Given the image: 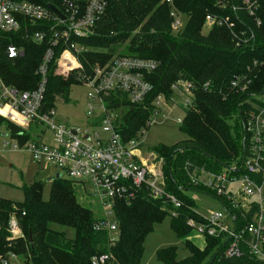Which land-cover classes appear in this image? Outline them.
Instances as JSON below:
<instances>
[{
    "label": "trees",
    "instance_id": "trees-1",
    "mask_svg": "<svg viewBox=\"0 0 264 264\" xmlns=\"http://www.w3.org/2000/svg\"><path fill=\"white\" fill-rule=\"evenodd\" d=\"M28 1L47 3V0ZM251 1L255 6L252 15L244 0H171V5L164 0H106L104 12L95 22L92 34L73 39L90 48L78 56L81 69L63 77L54 73V63H50L45 105L53 107L56 96L67 101L70 87L78 83V73H91L94 64L102 65L116 53L155 60L157 69L147 74L152 91L143 103L132 104L123 96L112 100L115 95L106 99V106L110 109L124 108L116 128L127 139L146 127L154 97L163 95L169 98L172 95L170 86L176 80L192 81L194 95L179 125L185 139L171 149L161 144L148 148L163 158L165 191L179 200L180 206L173 207L165 198L153 199L144 188L132 189V197L115 201L113 217L117 240L109 244L107 231L94 229L97 219L92 211L76 201L70 180L53 177L47 198L43 196V184L33 182L22 185L20 203L0 199V253L7 236V217L12 212L19 217L24 234V238L16 242V253L28 256L32 264H92V256L102 253L110 255L108 264H142L144 238L168 212L171 228L178 237L192 229L188 219L202 221L193 200L182 191L209 194L204 188L192 184L189 174L195 172L197 175L202 169L219 171L228 167L241 153L242 148L238 145L243 137L240 123L242 95L231 89L230 80L235 74H248L246 67L253 61L264 62V0ZM171 6L185 17L178 33L170 29ZM207 14L228 17L233 27L230 30L225 26H213L203 31ZM232 31L239 35L243 33L245 38L253 34V41H249L252 45L236 47ZM9 43L21 47L22 56L8 59L4 50ZM46 48L45 43L38 44L25 38V32L0 33L2 82L20 90L35 88L39 82L35 72ZM258 78L256 85L264 84V75ZM206 81L215 91L203 90L201 85ZM6 113L16 118L15 114ZM232 122L236 125L239 143L231 134ZM1 129L7 130L21 143L29 138L28 132L2 116ZM50 224L72 230V237L51 229ZM205 237L203 249L187 241L185 247L189 254L183 259L177 258L176 248L172 246L158 250L156 258L163 264H261L248 253L245 245L241 246L243 252L240 256L224 257V240Z\"/></svg>",
    "mask_w": 264,
    "mask_h": 264
},
{
    "label": "built area",
    "instance_id": "built-area-1",
    "mask_svg": "<svg viewBox=\"0 0 264 264\" xmlns=\"http://www.w3.org/2000/svg\"><path fill=\"white\" fill-rule=\"evenodd\" d=\"M164 1L172 4L171 0ZM244 3L252 15L254 2L244 0ZM105 7L106 0H47L45 4L0 0V33L25 32V38L47 45L35 72L39 76L35 88L20 90L5 85L0 78V108H9L16 118L11 114L0 113V116L29 133V138L21 143L7 130L0 131V151H25L37 165L54 167L61 177L88 187L89 194L99 200L103 209V216L96 218L94 229L106 230L109 244H114L117 228L113 207L116 200L132 197V189L144 188L151 198H165L176 208L180 201L165 191L163 158L138 142V132L123 138L116 128L120 108L106 106V99L111 95H115L112 100L123 96L132 104L143 103L152 91L147 74L157 69V61L116 53L104 64H94L91 73H78V84L89 89L86 93V126L63 123L57 119L55 103L53 107L45 105L50 63H54V73L63 77L81 69L78 56L90 48L73 39L91 35ZM169 17L171 32L181 31L185 23L183 14L171 6ZM256 23L259 25V20ZM213 26L231 30L233 23L228 17L205 15L203 31ZM231 33L236 47L252 45L253 34L245 38L243 33ZM4 51L8 59L23 54L21 47L13 43H9ZM262 65L264 62L255 60L246 67L248 74H235L230 80L231 89L242 95L240 123L243 137L239 157L219 171L202 169L197 175L195 172L189 174L191 183L218 198L223 210L213 211L208 218L201 217L199 222L188 219L187 223L205 236L221 237L224 257L240 256L241 246L245 245L248 253L264 264V84L256 85L255 81L264 75ZM255 85L257 87L252 89ZM201 86L204 91L214 90L209 81ZM170 89L172 95L169 98L157 95L152 99L146 127L156 124L159 118H166L163 107L174 104L177 96L183 97L185 111L189 107L195 89L192 81L176 80ZM54 99L55 102L61 100L59 96ZM177 122L180 125L182 120L177 119ZM40 126L43 129L37 130L36 136H30L29 129ZM46 132L49 137L43 142ZM7 218V236L0 253V264H32L28 256L16 253V242L24 238L19 217L12 212ZM91 262L108 264L111 257L102 253L92 256Z\"/></svg>",
    "mask_w": 264,
    "mask_h": 264
},
{
    "label": "rangeland",
    "instance_id": "rangeland-1",
    "mask_svg": "<svg viewBox=\"0 0 264 264\" xmlns=\"http://www.w3.org/2000/svg\"><path fill=\"white\" fill-rule=\"evenodd\" d=\"M87 91L89 89L84 84H73L69 89L68 100L64 101L61 99L55 102L57 119L69 125L86 126ZM183 103V97L179 98L177 96L175 97L174 104L163 107L166 118H159L156 124L139 130L138 142H141L145 148L157 145L159 147V144H161L160 146L164 145L171 149L175 144L183 141L185 135L179 131V123L177 122V119L182 120L184 116ZM122 110L124 108L119 109L118 114H121ZM235 126L232 122L230 130L236 142L239 143L240 139L236 136ZM40 128L43 129L42 126L29 129L30 136H36L38 134L37 130H40ZM48 137L49 133L46 132L43 142H46ZM238 148H242L241 142ZM56 172L58 171L54 167L48 166L43 168L32 162L29 154L25 151H0V199L20 203L23 199L22 185H30L33 182L43 184V196L47 198L50 180H52ZM63 179L65 178L63 177ZM72 186L76 201L82 206L89 208L92 211L94 219L102 217V205H100L96 197L89 194V188L73 182ZM182 193L193 200L196 212L202 218H208L213 211L223 210L220 200L216 197L192 190H184ZM170 223L171 217L168 212L158 223L154 224L152 231L145 236L143 243L144 252L141 259L142 264H163V262L156 258V252L162 248L171 246L176 248L178 259L185 258L189 254L185 247L187 241L199 249L204 248L206 241L204 234L192 228L185 235L178 237L172 230ZM50 227L53 230L65 233L68 238L73 235L72 230L57 224H50Z\"/></svg>",
    "mask_w": 264,
    "mask_h": 264
},
{
    "label": "bare ground",
    "instance_id": "bare-ground-1",
    "mask_svg": "<svg viewBox=\"0 0 264 264\" xmlns=\"http://www.w3.org/2000/svg\"><path fill=\"white\" fill-rule=\"evenodd\" d=\"M9 111V108H7V107H4V108H0V113L1 114H7L6 112H8ZM9 112H11V113H13L12 111H9ZM14 114V113H13Z\"/></svg>",
    "mask_w": 264,
    "mask_h": 264
},
{
    "label": "water",
    "instance_id": "water-1",
    "mask_svg": "<svg viewBox=\"0 0 264 264\" xmlns=\"http://www.w3.org/2000/svg\"><path fill=\"white\" fill-rule=\"evenodd\" d=\"M52 9H54V8H52ZM59 177H61V175L59 174V173H55V175H54V178H59ZM213 258V257H212ZM211 258V259H212ZM211 261V260H210Z\"/></svg>",
    "mask_w": 264,
    "mask_h": 264
}]
</instances>
